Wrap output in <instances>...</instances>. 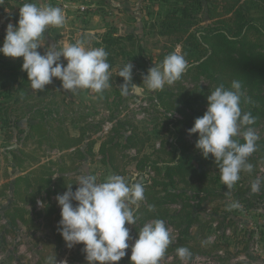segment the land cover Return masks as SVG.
<instances>
[{"label": "rangeland", "instance_id": "1", "mask_svg": "<svg viewBox=\"0 0 264 264\" xmlns=\"http://www.w3.org/2000/svg\"><path fill=\"white\" fill-rule=\"evenodd\" d=\"M6 1L10 7L5 6L0 11V33L3 36H5L7 24L15 25L19 19V7L25 2H32V0ZM39 2L45 6L52 5L61 8L65 22L61 27H47L45 39L41 40V44L45 43V45L38 48L37 51L44 54L46 47L51 44H55L59 49L64 44L75 43L77 40L83 41L92 48L102 47L108 53L107 60L111 66L112 78L110 87L101 93H92L86 89L64 90L57 78H53L52 83L46 85L44 90L33 91L30 89V82L27 81V75L24 72L21 75L22 87L19 89V93L0 95V107H9V112L3 113L0 118V233L21 232L27 236V238L20 239L7 238L5 240L0 238L3 239L0 241V251L4 255L3 263L45 264L46 259L53 252L57 260L65 258L71 263L70 259L78 247L76 245L68 249L64 241L61 244L54 241L52 220L51 223H48L44 219L43 210L45 207L37 205L38 200L46 205L55 203L58 207L54 198L63 192L52 193L47 190L38 192L32 207L28 204L25 205L27 209L33 208V212L26 215L27 218L32 219L31 221L28 220L24 223L16 220L17 223L12 224L3 215V212L9 210L10 204L14 202L11 197L14 180L18 175L27 172H22L23 169L32 166L33 170L34 161H38L42 165H46L49 161H57L58 165L50 167V170L54 172H57L61 165L68 164L66 160L60 162L63 153H58V150L52 147L51 141L49 142L47 139L38 141L41 139L33 137L26 139L25 136L28 133L27 126H25L26 117L30 115L34 118L45 117L51 121V126L52 120H70L75 123L73 126L75 128L86 127L88 138L92 139L94 144L97 140L100 143L109 134L103 137H92L98 132L103 121H112L114 126L119 119H127L137 125L141 131L150 134V143H155L156 147V143L160 144L159 141L162 136H166L167 131V119L162 116L164 107L159 105L157 108L152 103L161 90L151 91L144 88L143 91H133L130 88V94L122 95L119 86L123 83V79L117 76V71L126 62L131 63L133 65L131 82L139 85L147 70L155 64H159L165 56L173 52L182 54V41L175 37L162 35L158 25L166 10L175 3L173 0H39ZM203 23L205 22L200 24ZM189 54L190 52L185 51L184 58L186 60H189L186 58ZM61 61L66 64L63 58ZM207 83L203 79L195 82L181 76L179 80L171 85H165L163 89L175 93L176 90L179 91L180 86L183 88V92H190L195 86L204 87L207 86ZM261 93L264 96V87H262ZM23 94L36 96H33L34 100L30 98L28 101L23 100L21 104H14V100H21ZM143 101L152 104L150 110L149 108L148 111L146 110L145 117L138 119L136 115L142 111L139 104ZM34 104L36 106L33 109L28 108ZM70 111H72V117ZM11 112L13 114L8 116ZM87 117L92 119L91 123H88L89 120L87 122ZM5 119H10L11 124H7L8 122L5 124L3 122ZM160 127H163V133L160 132ZM251 128L257 133L259 139H264V120L259 121ZM48 130L50 131L52 128ZM187 130L188 128L184 127L185 140L195 145L197 134L189 135ZM131 148L133 147L121 152L129 157L124 162L127 163L128 173L123 176L129 183L136 177L135 162L133 161L135 155L129 153ZM11 153L18 155V160L14 162ZM94 156L93 158L86 157L78 162L77 170L72 175L76 181L80 173L95 176L97 182H104L107 176L112 175L108 166L99 162L100 154L96 153ZM212 170L219 179V187L216 189L218 196L212 201L204 202L197 214L203 220L211 219L212 221L211 230L208 232L204 246L208 249L215 242H217V246L209 252L192 253L189 258L197 255L213 257L218 250H223L225 252V257L221 259L223 264H230L229 257L231 255L247 257V259L238 260L234 264H264V180L261 183L262 190L257 193H252L250 190V185L255 179L264 178V156L256 161L250 173L241 171L240 180L230 189L222 184L218 169L215 167ZM21 184L20 187L23 188V182ZM233 203H237L239 206L232 207ZM172 205L174 204L169 206L170 209L178 208ZM193 214L195 215V212ZM224 219V224L218 228V222ZM229 219L232 223L226 225ZM57 223V221L53 222V226L57 227ZM125 226L129 228V234L133 233L137 236L132 225L126 224ZM196 226V223L191 225L189 231L193 232ZM226 228H229L230 236L224 235L223 231ZM177 229L179 230V239L181 230ZM133 242L130 240L129 244L131 245ZM174 243L176 242L172 241V244ZM22 244L35 253L36 260H29L18 252V247Z\"/></svg>", "mask_w": 264, "mask_h": 264}, {"label": "trees", "instance_id": "2", "mask_svg": "<svg viewBox=\"0 0 264 264\" xmlns=\"http://www.w3.org/2000/svg\"><path fill=\"white\" fill-rule=\"evenodd\" d=\"M173 1L175 2L173 6L166 10L158 23L160 33L182 41L184 57L185 51L190 52L186 57L189 58L188 68L182 76L195 82L200 79L206 80L207 86L197 85L190 92H183V88L179 86L178 92L163 89L158 93L159 105L165 109L162 116L167 119V131L157 148L155 143H150V134L141 131L127 119H119L99 144L98 151L101 156L99 162L108 166L112 175L124 176L128 173L127 163L124 162L129 157L121 152L130 147L135 148L136 155L133 161L136 177L131 179L130 183L139 182L144 185L145 199L139 203L134 213L138 219L132 225L133 231L137 234L148 220L168 219L175 227L180 228L181 237L176 243L168 246L166 253L176 251L179 247L188 248L191 254L205 253L215 249L217 242L206 249L205 240L211 230L212 221L199 218L197 213L204 202L212 201L218 196L216 189L219 187V179L212 170L216 167L213 157L209 155L207 159L203 158L195 145L185 140L184 127L190 129L194 119L203 115L206 110V97L211 91L221 84L228 88L233 80L242 83V111L250 112L255 117V122L249 127L264 120V96L261 93L264 87V0ZM5 6L10 7L6 0H0V11ZM201 22L205 23L200 24ZM3 39L4 36L0 34V42ZM21 64L22 58H10L0 54V95L19 93L22 87L21 75L24 73ZM33 96L36 95L23 94L21 100H14V104H21L23 100L28 101ZM35 106L36 104L28 108L33 109ZM172 108H175L173 109L175 111ZM8 112L9 107H0V118L3 113ZM168 112L178 113L182 119L167 116L165 113ZM12 114L13 112L8 116ZM26 120L28 131L26 139L32 137V134L40 136L43 131L46 132V128L47 130L52 128L51 121L45 117L34 118L30 115ZM3 122L11 124L10 119ZM55 127L57 140L48 141H51L52 147L58 152H65L61 155L60 162L66 160L68 164H60L61 167L54 172L50 167L58 165L57 161H49L46 165L34 161L33 170L32 166L22 170L27 172L18 175L14 180L11 196L14 202L10 204L9 210L3 212L12 224L32 220L26 215H30L33 208L27 209L25 205L32 207L35 195L41 190L52 193L64 192L66 186L72 184V190L75 191L77 181L72 175L75 174L78 162L94 156L92 153L94 141L91 139L83 142L88 132L86 127H80L78 137L67 136L63 125ZM159 130L163 133V127ZM237 139L243 143L242 138ZM43 140L42 138L38 141ZM256 145V150L247 159L252 166L264 156V139H258ZM11 155L14 162L18 160V155L15 153ZM148 170L153 171V175H149ZM55 175L57 176L53 179L52 176ZM21 182L23 188L20 187ZM193 200L196 201L194 204L191 203ZM177 203L179 208L173 210L169 208L171 204ZM148 205H153L154 208L149 210ZM43 213L48 223L52 220L54 241L61 244L63 239L57 227L53 226V222L60 219V209L52 203L44 208ZM224 221L225 219L219 221L217 227H221ZM194 223L197 226L191 232L189 227ZM228 223L232 221L229 219L226 225ZM77 246L70 264H87L85 254L82 252L83 245ZM126 251L128 254L117 263L130 264V254L128 250Z\"/></svg>", "mask_w": 264, "mask_h": 264}, {"label": "clouds", "instance_id": "3", "mask_svg": "<svg viewBox=\"0 0 264 264\" xmlns=\"http://www.w3.org/2000/svg\"><path fill=\"white\" fill-rule=\"evenodd\" d=\"M64 22L61 8L45 6L39 0L25 2L19 7L16 24L6 26L0 54L22 58L21 70L26 72L33 91L44 90L53 78H57L64 90L86 89L101 93L110 87L112 78L108 53L102 47L92 48L77 40L59 49L51 44L44 54L37 51L45 45L41 40L45 39L47 27H61ZM187 68L188 62L182 54L170 53L159 64L150 67L142 76V83L137 85L131 82L133 65L126 62L117 71V76L123 79L119 86L121 94H130V88L133 91H143L144 88L163 90L165 85L179 80ZM241 89L239 80H233L228 88L223 84L217 86L206 97L203 115L195 118L193 126L187 130L189 135L197 134L195 148L203 158L213 157L221 182L229 189L240 180L241 171H252L253 166L247 159L256 150L259 139L257 133L248 127L255 122V117L242 111ZM237 137L242 138L243 143ZM57 175L52 176L53 179ZM262 180L264 178H257L251 183L252 193L261 190ZM75 184L78 185L75 191L69 184L54 198L60 209L57 231L68 249L82 244L87 264H117L128 254L126 250L129 248L130 264H160L172 243L165 222L153 219L145 223L131 245L129 241L133 238L125 226L135 224L138 219L134 213L145 199L143 184L129 183L117 174L107 176L104 182H97L95 176L86 173L78 174ZM37 203L41 207L47 206L42 201ZM238 206L237 203L232 205ZM148 207L149 210L154 208L153 205ZM176 255L187 261L191 253L188 248L179 247ZM45 264H58L54 252ZM59 264H68V261L64 259Z\"/></svg>", "mask_w": 264, "mask_h": 264}, {"label": "built area", "instance_id": "4", "mask_svg": "<svg viewBox=\"0 0 264 264\" xmlns=\"http://www.w3.org/2000/svg\"><path fill=\"white\" fill-rule=\"evenodd\" d=\"M152 103L158 108L159 107V101L157 98H154L152 100ZM152 103H147L146 101H143L139 104V106L141 107L140 109H142V111L137 114V118L140 119V118H144L145 117V114H146V110L148 111V108L150 110V105ZM133 104L130 105V107L132 108ZM206 109V107H205ZM172 113V115H171ZM167 116H174L175 118L177 119H180L181 116L178 114V113H175V112H168V113H165ZM87 122L89 120L88 123H91L92 122V119L91 118H88L87 117ZM113 127V122L112 121H103L101 124H100V128L98 130V132L94 135H92V137L96 138V137H103L104 135H107L109 133V131L111 130V128ZM98 142V140H97ZM159 146V143H156V147ZM129 153H133V155H136V151L135 149L131 148L129 150ZM149 171V175H153V171L151 170H148ZM262 190V189H261ZM264 199V198H263ZM38 202V200H37ZM196 201H191V203H195ZM37 205L39 206V204L37 203ZM172 206H176L179 208V204H174ZM151 221V220H149ZM147 221V222H149ZM165 222V225L166 227L169 229V232L171 234V237H172V241L173 242H177V239H178V236H179V230L168 220V219H164L163 220ZM224 235L225 236H230V230L229 228H226L224 229ZM130 236L133 238L132 240L134 241V239L136 238V235L133 233H130ZM18 252L25 255L29 260H36V257H35V253L34 252H31L30 250L27 249V247L25 245H20L18 247ZM128 252L131 253V250L130 248L128 249ZM225 255V252L223 250H218L217 253L215 254V256H206V255H197V256H193L191 258H188L187 261H183L181 260L177 255H176V251H172V252H169L167 254L164 255L163 258H161L160 260V264H223L221 259ZM4 255L3 253L0 251V264H16L15 262H11V263H3L2 259H3ZM65 258H59L57 260L58 264H59V261L61 260H64ZM242 259H247V257L245 255H241V256H233L231 255L229 257V263L230 264H234L235 262H237L238 260H242ZM68 261V260H67ZM68 264L69 261H68ZM118 264H127L126 262H120Z\"/></svg>", "mask_w": 264, "mask_h": 264}, {"label": "crops", "instance_id": "5", "mask_svg": "<svg viewBox=\"0 0 264 264\" xmlns=\"http://www.w3.org/2000/svg\"><path fill=\"white\" fill-rule=\"evenodd\" d=\"M0 34H2V33H0ZM74 102V101H73ZM70 113V116L72 115V111H70L69 112ZM72 117V116H71ZM61 119V118H60ZM70 119V118H69ZM61 123H58V121H53L52 120V130H47V128H46V132H44L43 131V133H41L40 134V136H36V135H34V134H32V137L33 138H40V139H47V140H49V139H51L52 138V141L53 142H56V140H57V130H55V126H57V125H63L65 128V130H64V132L67 134V136H70V137H78L79 136V133H80V131H79V127H73V126H75V123H73V122H71L70 120L69 121H65V120H63V119H61V120H59ZM82 124V123H81ZM25 126H27V120H25ZM50 129V128H49ZM73 131V132H72ZM75 131V132H74ZM89 140V138H88V132H87V134H86V136H84V143H86L87 141ZM99 142V141H98ZM98 142H96V144H94V146H93V149H92V153H94V155L96 154V153H99V151H98V149H99V144L100 143H98ZM84 145V144H83ZM81 147H83V146H81ZM58 153H65V152H58ZM93 157H95V156H93ZM77 170V169H76ZM76 172V171H75ZM4 234V235H3ZM0 238H3V239H7V238H9V239H20V238H27V236L24 234V233H15V234H10V233H0ZM3 239H0V241H2Z\"/></svg>", "mask_w": 264, "mask_h": 264}]
</instances>
